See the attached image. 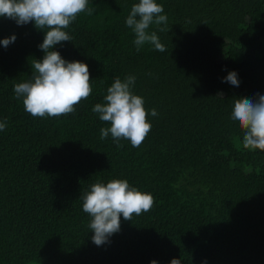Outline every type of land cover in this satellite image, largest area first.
<instances>
[{"label": "trees", "instance_id": "obj_1", "mask_svg": "<svg viewBox=\"0 0 264 264\" xmlns=\"http://www.w3.org/2000/svg\"><path fill=\"white\" fill-rule=\"evenodd\" d=\"M139 0H88L53 49L87 64L92 93L75 113L33 117L13 86L30 79L44 32L0 17V264H264V151L242 147L234 98L264 95V0H156L166 51L139 52L126 26ZM230 71L239 87L222 82ZM136 77L151 130L138 148L92 112L116 77ZM222 94V96H221ZM155 109L157 116L151 115ZM126 179L150 211L96 246L81 193Z\"/></svg>", "mask_w": 264, "mask_h": 264}, {"label": "clouds", "instance_id": "obj_2", "mask_svg": "<svg viewBox=\"0 0 264 264\" xmlns=\"http://www.w3.org/2000/svg\"><path fill=\"white\" fill-rule=\"evenodd\" d=\"M94 8L88 7V0H0V17L15 21L18 26L33 23L44 32L43 42L38 48L44 53L42 59L32 58L30 79L13 86L14 99L22 100L24 110L33 117L59 118L75 113V105L87 99L92 93L90 72L87 64L80 61H67L56 45L70 42L73 37L66 31L80 13L92 15ZM164 8L156 0H139L133 4L125 21L134 33L133 41L137 52L145 45L164 52L165 46L155 30L168 31V17ZM16 36L0 40L7 48L14 43ZM136 77L127 75L122 80L116 77L102 103L92 108L100 121L109 127L100 129V139L111 136L117 148L120 141L127 140L133 148H138L151 130L147 121L144 99L133 94ZM222 82L239 87L240 81L235 71H230ZM222 96V94H221ZM153 117L158 113L151 110ZM229 119L242 132V147L247 150L264 151V95L257 93L253 98H234V107ZM7 127V120L0 122V131ZM82 209L90 217L88 227L93 233L91 239L96 246L109 243V238L121 228V216L131 221L133 214L139 216L151 210L154 197L141 192L126 179H113L96 182L90 190L81 193ZM151 264H157L155 260ZM170 264H182L181 259L173 258Z\"/></svg>", "mask_w": 264, "mask_h": 264}]
</instances>
